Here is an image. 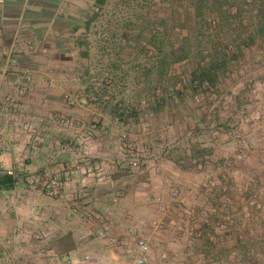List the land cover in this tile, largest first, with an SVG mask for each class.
<instances>
[{
	"label": "crops",
	"instance_id": "crops-1",
	"mask_svg": "<svg viewBox=\"0 0 264 264\" xmlns=\"http://www.w3.org/2000/svg\"><path fill=\"white\" fill-rule=\"evenodd\" d=\"M104 1L0 0V264H130L126 251L136 239L135 221L146 225L151 240L160 241V264H195L199 259L227 264L229 239L219 241L211 224L226 216L227 209L215 194L198 191L196 205H183L178 212L182 226L204 228V237L194 244L207 242L208 250L183 248L186 239L178 230V249L170 256L169 208L157 205L160 219L145 214L144 195L161 189L166 175L156 184L152 163L150 169L134 171L130 158L119 153L120 131L135 126L130 115L135 114L137 93H132L131 103L118 102L126 96L113 88L93 90L89 75L96 60L105 62L101 71L107 69L104 50L96 48L97 59L90 58L94 48L83 37L90 7ZM255 74L246 87L255 86L261 107L240 116L241 124L248 116L254 120L247 127L251 135L264 129V73ZM165 92L155 105L162 115L160 124L181 130V123H171L170 114L188 117ZM66 169H75L73 180L49 192L44 180ZM173 173L183 176L184 170ZM79 189L86 193L83 217L71 212ZM241 208H230L234 219L229 224L239 236L260 239L264 228L260 231L252 217L256 209L239 216ZM149 260L156 264L150 253Z\"/></svg>",
	"mask_w": 264,
	"mask_h": 264
},
{
	"label": "rangeland",
	"instance_id": "rangeland-1",
	"mask_svg": "<svg viewBox=\"0 0 264 264\" xmlns=\"http://www.w3.org/2000/svg\"><path fill=\"white\" fill-rule=\"evenodd\" d=\"M98 5L97 12L95 3L90 7L83 37L94 48L90 58H96L98 48L104 50L108 61L105 71H101L104 61L90 63L92 89L113 88L126 96L117 101L127 103H131L132 93H137L133 96L135 114L130 115L135 126L125 125L119 142L121 134L127 133L134 153L126 156L139 153L140 170L150 169L148 162L152 163L156 184L162 173L166 175L161 189L144 195L145 214L160 219L157 205H161L159 190L163 189L172 198L166 204L170 225L166 251L171 256L178 249L179 234L186 239L183 248L208 250L207 242L194 244L204 237V228H197L201 236L191 240L179 220V207L196 205L193 197L198 191L215 194L230 221L234 219L230 208L242 205L241 216L250 214L251 205H264V129L251 135L247 129L254 121L251 116L240 123L242 113H255L261 107L255 86L249 89L246 85L251 75L264 73V0H105ZM246 89L248 94L241 93ZM165 90L174 107L181 106L182 115L188 117L177 119L170 114L171 123H181V130L166 122L160 124L162 115L155 105L160 104ZM138 136L142 144L137 143ZM241 137L246 138L245 144L239 142ZM178 168L184 170L183 176L173 173ZM222 185L227 186L226 191L221 190ZM260 214L261 221L253 219L261 231L264 212ZM135 224L132 238L148 236L149 253L160 264V241L151 240L145 224ZM259 236L256 240L239 236L230 225L227 249L231 258L227 264H264V231ZM172 257L169 260H174ZM195 264H207V260Z\"/></svg>",
	"mask_w": 264,
	"mask_h": 264
},
{
	"label": "built area",
	"instance_id": "built-area-1",
	"mask_svg": "<svg viewBox=\"0 0 264 264\" xmlns=\"http://www.w3.org/2000/svg\"><path fill=\"white\" fill-rule=\"evenodd\" d=\"M95 11H99V5L95 6ZM99 34H102V36H106L103 32H99ZM21 80V76H18L15 80L16 83H19ZM69 124H71L70 120H67ZM241 144L246 143V138L241 137L239 140ZM132 144L128 141L127 133H122L120 138V149L119 153L123 156L126 154H132L134 153L133 148L131 147ZM262 152L264 153V146H262ZM136 157L133 156L129 160V166L134 171H139L141 163L138 159L139 153H135ZM227 166L231 165V161H226ZM263 164H264V158H263ZM75 169H66L61 175H52L50 177H47L44 180V186L46 189L51 193H56L59 190L63 189L66 185H68L73 180V175L75 173ZM212 187L215 185V183H211ZM209 188L210 190L212 189ZM222 191H226L227 186L222 185L221 187ZM173 194H176V191L173 192ZM86 193L84 189H79L76 193V195L72 199L71 203V212L75 215H79L81 217L84 216V212L81 208L82 205H84L85 202ZM225 206V205H224ZM253 209H256L255 213L252 214V217L255 219L256 222L261 221L262 215L261 212H264V205H251ZM212 227L217 230V238L219 241H222L230 236V225H229V217L223 216L219 220H215L212 223ZM185 234L191 239L196 240L201 236V231H198L196 227L192 225H186L184 226ZM133 246H128L127 248V254L130 257V264H150L149 263V245L145 237H138L134 239ZM247 264H258V262L250 261Z\"/></svg>",
	"mask_w": 264,
	"mask_h": 264
},
{
	"label": "trees",
	"instance_id": "trees-1",
	"mask_svg": "<svg viewBox=\"0 0 264 264\" xmlns=\"http://www.w3.org/2000/svg\"><path fill=\"white\" fill-rule=\"evenodd\" d=\"M99 3H101V2H99ZM99 3H96V5L99 4ZM193 82H196L195 84L198 85V82H197V81H193ZM200 84H202V82H200L199 85H200ZM261 150H262V148H261ZM261 150H260V151H261ZM261 152H262V151H261ZM7 180L10 181V177H9V176L7 177ZM59 191H60V190H59ZM159 192L162 193V195L160 196V199H161L160 204H161V205H164V206H167L166 204L169 203L168 200H170V199H172V198H171L169 195L166 196L165 193H164L165 191H164L163 189H162V190H159ZM173 206L175 207V206H177V205H173ZM178 207H179V206H178ZM181 224H182V223H181ZM180 227H182V226L180 225ZM129 259H130V258H129Z\"/></svg>",
	"mask_w": 264,
	"mask_h": 264
}]
</instances>
